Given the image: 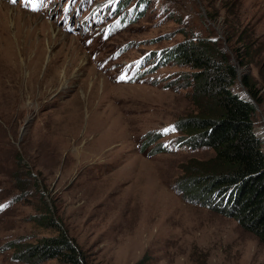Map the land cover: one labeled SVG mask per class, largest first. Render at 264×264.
<instances>
[{
  "label": "rangeland",
  "instance_id": "rangeland-1",
  "mask_svg": "<svg viewBox=\"0 0 264 264\" xmlns=\"http://www.w3.org/2000/svg\"><path fill=\"white\" fill-rule=\"evenodd\" d=\"M227 2L264 51V0H0V264H25L10 243L56 235L35 224L46 205L93 264H264L253 233L176 187L210 153L175 147L191 70L159 60L193 34L226 49ZM256 110L264 149V103ZM158 132L168 149L149 156L141 141Z\"/></svg>",
  "mask_w": 264,
  "mask_h": 264
},
{
  "label": "trees",
  "instance_id": "trees-1",
  "mask_svg": "<svg viewBox=\"0 0 264 264\" xmlns=\"http://www.w3.org/2000/svg\"><path fill=\"white\" fill-rule=\"evenodd\" d=\"M229 3L225 4L222 24L227 50L215 36L193 34L167 48L159 60L161 65L178 63L191 70L182 78L183 87L191 92L192 112L173 123L175 147L194 154L210 153L204 159H191L183 167L188 177H182L176 187L190 201L232 217L264 244V149L253 129L256 108L264 103L263 41L251 22H243L237 10L229 9ZM128 21L129 17L123 15L114 27ZM238 66L249 71L241 75L240 82L247 93L232 91ZM251 68L257 70L256 77ZM162 137L161 132L146 135L140 150L152 146L149 156L166 151L168 148L158 142ZM22 157L17 156L14 180L21 183L17 191L25 195L30 182L22 173L29 166ZM27 174L32 177L30 171ZM46 210L48 213L33 217L35 224L54 230L56 235L42 236L35 242L10 243L15 249L13 259L25 264L46 260L93 264L49 205Z\"/></svg>",
  "mask_w": 264,
  "mask_h": 264
},
{
  "label": "water",
  "instance_id": "water-1",
  "mask_svg": "<svg viewBox=\"0 0 264 264\" xmlns=\"http://www.w3.org/2000/svg\"><path fill=\"white\" fill-rule=\"evenodd\" d=\"M242 69H243V68H240V67H237V68H236V70L238 71V79H239V80H240V75H241V72H242L241 70H242ZM240 81H241V80H240ZM240 84H241V83H240ZM241 87H242V84H241ZM246 93H247V92H246ZM27 122H28V121H26V123H27ZM26 123H25V124H26ZM258 138L260 139L259 136H258ZM260 140H261V139H260Z\"/></svg>",
  "mask_w": 264,
  "mask_h": 264
},
{
  "label": "snow or ice",
  "instance_id": "snow-or-ice-1",
  "mask_svg": "<svg viewBox=\"0 0 264 264\" xmlns=\"http://www.w3.org/2000/svg\"><path fill=\"white\" fill-rule=\"evenodd\" d=\"M14 2H15V0H14ZM120 79H124V77H123V76H121V77H120ZM0 207H3V206H0Z\"/></svg>",
  "mask_w": 264,
  "mask_h": 264
}]
</instances>
